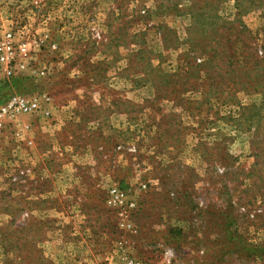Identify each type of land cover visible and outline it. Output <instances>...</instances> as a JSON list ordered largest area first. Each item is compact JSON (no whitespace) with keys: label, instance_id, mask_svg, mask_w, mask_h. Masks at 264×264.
I'll return each mask as SVG.
<instances>
[{"label":"rangeland","instance_id":"1","mask_svg":"<svg viewBox=\"0 0 264 264\" xmlns=\"http://www.w3.org/2000/svg\"><path fill=\"white\" fill-rule=\"evenodd\" d=\"M0 29L42 40L0 105L49 97L0 137V264H264V0H0Z\"/></svg>","mask_w":264,"mask_h":264},{"label":"built area","instance_id":"2","mask_svg":"<svg viewBox=\"0 0 264 264\" xmlns=\"http://www.w3.org/2000/svg\"><path fill=\"white\" fill-rule=\"evenodd\" d=\"M95 35L99 37V33ZM42 42V40L38 41ZM36 40L19 39L15 36L12 29H0V77L11 78L17 73L22 72L29 66V61L33 52L38 46ZM41 44V43H40ZM52 48L55 47L53 43L50 44ZM32 73L37 76L45 74L44 68L33 69ZM49 97L45 93L32 94L31 96H24L19 94L10 95L7 100L0 105V137L6 123L10 122L14 117L22 114L43 113L48 115V111L44 109V105L48 102ZM27 127V126H25ZM18 177L13 176L12 180H17ZM108 202L118 206L120 214H126L127 211L135 207V202L132 199H125V193L119 189L111 188L109 191ZM164 257L167 262L170 261L171 251L166 249ZM121 264H141L134 258L121 257Z\"/></svg>","mask_w":264,"mask_h":264},{"label":"crops","instance_id":"3","mask_svg":"<svg viewBox=\"0 0 264 264\" xmlns=\"http://www.w3.org/2000/svg\"><path fill=\"white\" fill-rule=\"evenodd\" d=\"M116 52H118V51H116Z\"/></svg>","mask_w":264,"mask_h":264}]
</instances>
